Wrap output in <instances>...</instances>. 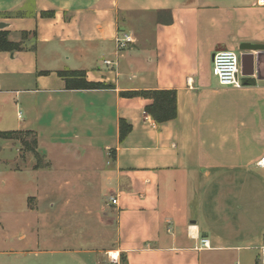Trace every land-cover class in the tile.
Listing matches in <instances>:
<instances>
[{"label":"crops","instance_id":"obj_1","mask_svg":"<svg viewBox=\"0 0 264 264\" xmlns=\"http://www.w3.org/2000/svg\"><path fill=\"white\" fill-rule=\"evenodd\" d=\"M122 11L150 16L148 27L121 25ZM1 30L14 41L37 33L26 50L0 52V132H33L39 158L0 139V190L28 175L27 217L46 229L70 210L95 211L101 233L89 241L108 243L65 248L72 237L45 230L21 235L23 248L0 261L263 264L264 54L242 88L213 75L215 53L264 46L258 0H0ZM125 33L134 42L120 50ZM69 71L108 88L69 90ZM162 90L176 92L178 110L162 124L149 99L123 95ZM122 119L132 126L123 141Z\"/></svg>","mask_w":264,"mask_h":264},{"label":"rangeland","instance_id":"obj_2","mask_svg":"<svg viewBox=\"0 0 264 264\" xmlns=\"http://www.w3.org/2000/svg\"><path fill=\"white\" fill-rule=\"evenodd\" d=\"M127 13L125 11H122L120 13V20L121 25H124L126 27V22H128L130 19H128ZM129 15V14H128ZM132 19L130 20V23L127 24L128 27L133 29H144L148 27L149 21L151 19L150 16H143L138 13H131ZM239 54V51H237ZM215 81H218L216 77H214ZM28 141H31V136H25ZM18 146L22 147V144L19 140H15ZM23 148V147H22ZM23 153H26L25 150H23ZM28 162L25 161H15L14 164L18 165H25ZM35 180L31 179L28 175L25 176H19L16 181H10L11 187L7 190H0V239L3 238L4 233H8L10 235V241L7 242L5 245L3 243H0V252H9L12 249L18 252L23 248L22 242L20 241L19 237L23 234H29L31 235H37L40 234L43 238L44 235L47 233L45 230H47L48 234L47 236H50L54 239V235L56 234L58 237H62V242H64V238L66 237H72V240L75 241H68L63 243V246L65 248H73V246L76 245V242H80L79 245H83L82 247H85V245H89L92 247H102V245L105 247L104 243H108V241H101V242H92L89 241L93 237H97L101 232L98 230L100 227L97 222V218L95 215V211H91V215H88V211L79 209V210H70L65 215L64 218H62V221L60 222V225L57 226H48V228L45 229V226L43 223L36 224L33 217H27V214L23 213V208L28 204L25 203L24 199L21 198V192H26L30 196L33 195L32 190L30 189V186L32 183H34ZM22 188L26 189L24 191ZM1 189V188H0ZM108 197L105 198L104 201H107ZM25 229L26 231H24ZM55 236V237H57ZM61 237L57 238L59 242H61ZM84 238V239H83ZM3 240V239H2ZM1 240V242H2ZM103 240V239H102ZM44 244V243H43ZM93 244V245H92ZM30 249H34V245L29 247ZM54 248V247H49ZM104 253L100 256H103ZM95 257V256H94ZM45 258L42 257V261ZM1 261L5 264H11L10 260L7 259H1ZM0 261V262H1ZM58 261V258H54V264ZM69 264H76L72 260H69ZM9 262V263H8ZM107 262L106 264H109V258L107 256ZM15 263V262H14ZM16 264V263H15ZM39 264V263H37ZM41 264H43L41 262Z\"/></svg>","mask_w":264,"mask_h":264},{"label":"trees","instance_id":"obj_3","mask_svg":"<svg viewBox=\"0 0 264 264\" xmlns=\"http://www.w3.org/2000/svg\"><path fill=\"white\" fill-rule=\"evenodd\" d=\"M44 17H51L52 13H44ZM167 22H170L168 20ZM12 34L9 31H0V52H19L24 51L28 47L26 42L37 37L36 32H22L21 40L14 41ZM60 76L66 81V87L69 90H100L108 88L101 83L89 82L86 78V73L81 71L61 72ZM126 97H142L149 99L151 102L146 106V112L158 123L162 124L176 119L177 110V94L175 91H144L123 93ZM132 131V126L122 119L120 121V139L123 141ZM25 136H31V141H28ZM0 139L19 140L25 152L33 154L39 158L37 149V137L33 132H0Z\"/></svg>","mask_w":264,"mask_h":264},{"label":"built area","instance_id":"obj_4","mask_svg":"<svg viewBox=\"0 0 264 264\" xmlns=\"http://www.w3.org/2000/svg\"><path fill=\"white\" fill-rule=\"evenodd\" d=\"M258 5L264 7V0H258ZM134 42V37L132 34L125 33L122 37L117 39L118 49H124L128 44ZM242 53L223 50L214 54L213 57V75L218 79V82L221 86L224 87H233V88H242L245 85L246 76L242 73V62H241ZM107 65L111 63L105 61ZM259 166L264 169V158L259 162ZM110 202L113 205H117V199L114 197L110 198ZM203 245L208 244L207 240L202 241ZM109 264H121L120 255L114 256L112 253H108ZM262 263L264 264V254L262 258Z\"/></svg>","mask_w":264,"mask_h":264},{"label":"water","instance_id":"obj_5","mask_svg":"<svg viewBox=\"0 0 264 264\" xmlns=\"http://www.w3.org/2000/svg\"><path fill=\"white\" fill-rule=\"evenodd\" d=\"M242 51H257V55L252 53H243L241 57L242 73L244 76H252L255 72V66L257 71L260 67L261 58L263 56L264 46L262 45H245L241 48Z\"/></svg>","mask_w":264,"mask_h":264},{"label":"bare ground","instance_id":"obj_6","mask_svg":"<svg viewBox=\"0 0 264 264\" xmlns=\"http://www.w3.org/2000/svg\"><path fill=\"white\" fill-rule=\"evenodd\" d=\"M114 256H118L119 254L118 253H112Z\"/></svg>","mask_w":264,"mask_h":264}]
</instances>
